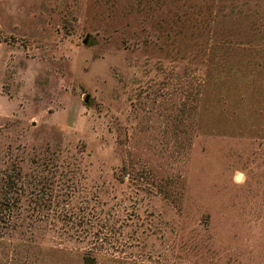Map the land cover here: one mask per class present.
<instances>
[{"label":"rangeland","instance_id":"obj_1","mask_svg":"<svg viewBox=\"0 0 264 264\" xmlns=\"http://www.w3.org/2000/svg\"><path fill=\"white\" fill-rule=\"evenodd\" d=\"M13 166L0 264H264V0H0Z\"/></svg>","mask_w":264,"mask_h":264},{"label":"trees","instance_id":"obj_2","mask_svg":"<svg viewBox=\"0 0 264 264\" xmlns=\"http://www.w3.org/2000/svg\"><path fill=\"white\" fill-rule=\"evenodd\" d=\"M23 175L24 173L20 166H17V167L13 166V167H10L7 173H4V175L1 176L0 178V198H2L3 200L4 197L6 198L8 197V201L6 199L5 205L9 203L10 197L15 198L16 201L13 200V205L15 206L20 201L21 191L24 189V185H25V180H24ZM14 194H16L15 197H14ZM50 195L53 196V193H51ZM35 201L38 202V199H36ZM3 202H0V203H3ZM95 261L96 260L94 259V257H86L87 264H96Z\"/></svg>","mask_w":264,"mask_h":264},{"label":"water","instance_id":"obj_3","mask_svg":"<svg viewBox=\"0 0 264 264\" xmlns=\"http://www.w3.org/2000/svg\"><path fill=\"white\" fill-rule=\"evenodd\" d=\"M88 98V97H87Z\"/></svg>","mask_w":264,"mask_h":264}]
</instances>
